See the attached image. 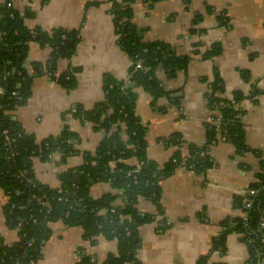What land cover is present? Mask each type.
I'll list each match as a JSON object with an SVG mask.
<instances>
[{
  "label": "crops",
  "instance_id": "0c3cea01",
  "mask_svg": "<svg viewBox=\"0 0 264 264\" xmlns=\"http://www.w3.org/2000/svg\"><path fill=\"white\" fill-rule=\"evenodd\" d=\"M113 1L12 0L25 27L78 30L80 35L74 54L56 64L57 74L74 71L76 86L66 91L43 71L33 77L26 104L14 111V118L36 142L58 136L63 127L77 135L74 147L79 151L94 152L101 141L103 132L75 118L73 110L77 106L90 110L102 102L106 78L128 81L131 60L116 42ZM130 7L137 35L141 33L138 37L168 43L176 54L189 57L185 69L171 78L157 69L165 95L155 105L148 92L135 89V113L146 128V157L162 166L176 151L186 155L188 145L204 143L205 124L212 114L206 93L214 71L223 82L219 96L230 99L235 92L244 96L237 107L243 112L240 122L248 148L238 154L230 141L218 139L206 151L210 166L201 171L176 167L159 181L157 203L138 198L136 208L152 220L137 228L136 258L141 264H196L207 256L205 264H245L249 250L243 234L228 233L223 253L211 251V243L225 222L232 226L244 218L245 210L234 206V199L243 197L256 181L264 159V0H133ZM220 14L228 18L227 26L220 24ZM214 46H219L218 53L205 57ZM49 55V47L30 43L23 63L27 72L32 74L35 64L45 65ZM173 134L181 145L166 142ZM81 162L80 155L62 162L61 154L55 153L48 161L33 158L32 167L36 180L58 188L59 174ZM128 163L134 165L136 159ZM108 193L118 194L113 207L123 206V198L110 183L98 182L89 189L93 199ZM4 203L0 189V236L10 244L16 241V233L5 225ZM48 226L50 235L42 246L40 264H76L81 248L93 264L117 253L115 240L97 237L91 245L82 239L79 226L67 227L62 221Z\"/></svg>",
  "mask_w": 264,
  "mask_h": 264
},
{
  "label": "trees",
  "instance_id": "16d2710c",
  "mask_svg": "<svg viewBox=\"0 0 264 264\" xmlns=\"http://www.w3.org/2000/svg\"><path fill=\"white\" fill-rule=\"evenodd\" d=\"M132 1L114 0L111 7L116 42L131 60L128 81L106 78L102 102L90 110L80 106L73 110L75 118L91 122L94 128L103 132L94 152H88L75 149L78 137L67 127H63L58 136L36 142L14 119L15 109L25 105L30 96L33 77L43 71L66 91L76 86L74 71L57 74L56 64L59 59L70 58L74 54L80 39L79 31L29 29L13 8L12 0H0V189L7 196L3 205L5 223L10 229L19 225L21 237L11 246L4 245L0 238V264H26L37 259L50 235L48 225L56 221H62L67 227L79 226L83 231L82 239L91 245L95 244L96 237L115 240L117 253L108 254L102 264H141L136 258L140 244L137 228L151 221L152 217L138 211V198L157 203L159 181L176 167L201 171L210 166L212 162L206 151L209 145L217 142L218 136L230 141L238 154L248 151L240 122L243 112L237 107L244 96L239 92L233 93V102L219 96L223 92V82L214 71V80L208 84L206 98L211 117L215 118V109L221 116L219 127L207 122L202 145H188L186 155L176 151L162 166L146 157V128L135 113V89L140 87L148 92L155 105L157 99L165 95L156 76L157 69H163L171 78L178 70L185 69L189 57L176 54L168 43L145 42L138 37L131 20ZM219 17L220 24L227 26L228 18L221 14ZM30 43L50 49L45 65L35 64L32 74L23 64ZM218 51L219 46H214L204 56L215 55ZM136 62L141 64L138 69L135 68ZM166 142L181 145L176 134ZM11 152L14 154L11 155ZM54 152L61 154L62 162L70 155L77 154L82 158L79 166L59 174L58 188L36 180L32 167L33 158L48 161ZM131 158L140 163L137 172L125 163ZM111 161H114L113 167L109 164ZM98 182H108L117 189L124 200L123 206H112L118 194L108 193L97 199L91 198L89 189ZM234 206L245 210L246 218L236 220L232 226L225 222L224 230L212 240L211 251L223 253L226 236L234 231L243 234L248 245L249 257L245 264H257L264 257V242L261 241L264 235L261 226L264 217V159L260 161L256 181L248 186L243 197H235ZM27 241L31 242V246H27ZM79 250L76 264H93L92 257L83 249ZM206 257H200L196 264H205Z\"/></svg>",
  "mask_w": 264,
  "mask_h": 264
},
{
  "label": "built area",
  "instance_id": "2783aa9c",
  "mask_svg": "<svg viewBox=\"0 0 264 264\" xmlns=\"http://www.w3.org/2000/svg\"><path fill=\"white\" fill-rule=\"evenodd\" d=\"M118 1H120V0H118ZM140 67H141L140 62H136V63H135V68L138 69V68H140ZM207 92H209V91H207ZM0 93H2V88H1V87H0ZM229 100H231V102H233L232 98H230ZM213 114L215 115V118H212V117L210 116V118L208 119V123H212L213 125L219 127L220 122H221V116H220V114H219V112H218L217 109H215V110L213 111ZM5 132H6V131H4V133H5ZM122 136L124 137V134H123ZM6 139L8 140L7 137H6ZM218 139H219V140H225L223 137H220V136H218ZM55 153L60 154V153H58V152H54V153H52V154H55ZM13 154H14V153L11 152V155H13ZM52 154L50 155V158H51ZM129 160H130V159H129ZM129 160H125V163L128 164V165H129V163H128ZM109 164H110L111 167H113L114 161L109 162ZM131 166H133V167H134L133 170L137 172L138 169H139V167H140V163L136 160V164L131 165ZM3 193H4V192H3ZM4 195H5V202H6V200H7V196H6L5 193H4ZM245 218H246V212H245V216H244L243 219H245ZM4 221H5V217H4ZM5 225H6V223H5ZM261 226L264 228V225H263V222H262V221H261ZM6 227H7V225H6ZM7 228H8V227H7ZM8 229H10V228H8ZM11 230H13V231L16 233V241H15L14 243H10V244L6 243V242L3 241L2 237L0 236V238L2 239L3 244L6 245V246H11V245H13V244L19 242V241H20V238H21L20 235H19V225H18L16 228L11 229ZM96 238H97V237H96ZM261 241L264 242V235L261 236ZM26 244H27V246H31V242H30V241H27ZM81 249H82V248H81ZM83 251L86 252L85 249H83ZM79 252H80V250L78 249V251L76 252V258H77V260H78V258H79ZM86 254L89 255L87 252H86ZM40 259H41V250H40V255H39V257H38L37 259L30 260V261H28L26 264H40V263H39ZM257 264H261V261L257 262Z\"/></svg>",
  "mask_w": 264,
  "mask_h": 264
},
{
  "label": "water",
  "instance_id": "95a60500",
  "mask_svg": "<svg viewBox=\"0 0 264 264\" xmlns=\"http://www.w3.org/2000/svg\"><path fill=\"white\" fill-rule=\"evenodd\" d=\"M138 35H139V36H141V33H140V32H138ZM14 119H15V118H14Z\"/></svg>",
  "mask_w": 264,
  "mask_h": 264
}]
</instances>
